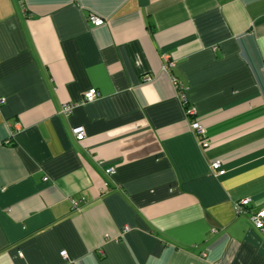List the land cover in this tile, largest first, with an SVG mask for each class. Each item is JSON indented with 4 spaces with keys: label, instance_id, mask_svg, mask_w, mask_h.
Here are the masks:
<instances>
[{
    "label": "crops",
    "instance_id": "obj_1",
    "mask_svg": "<svg viewBox=\"0 0 264 264\" xmlns=\"http://www.w3.org/2000/svg\"><path fill=\"white\" fill-rule=\"evenodd\" d=\"M263 67L264 0H0V264H264Z\"/></svg>",
    "mask_w": 264,
    "mask_h": 264
},
{
    "label": "built area",
    "instance_id": "obj_2",
    "mask_svg": "<svg viewBox=\"0 0 264 264\" xmlns=\"http://www.w3.org/2000/svg\"><path fill=\"white\" fill-rule=\"evenodd\" d=\"M89 21L95 26H100L103 23L102 20H100L99 18H97L95 16H90ZM263 73H264V67H263ZM146 80H149V78H146ZM173 82L175 83V89L179 93L182 104L184 106H186L187 102H186L185 97H184V93H183L184 90H183L182 86L180 84H178L177 81L174 79H173ZM98 97H99V93L96 90L91 89L83 95L81 103L93 102ZM76 106H77V103L63 104L62 110H61L62 114H64L65 116H69ZM187 114L189 116H193L195 114V111L193 109L188 110ZM192 129L194 130L195 134L198 137L204 138L205 130L198 123L194 122L192 124ZM73 133H74L77 140H81L84 137V132H83V129L81 127L74 128ZM201 144L203 146H206V143H204V142ZM212 168H213V170H219L220 164L218 162H215L212 164ZM113 173H114V168H108L106 170V174H108V175H112ZM105 191H106V189H104L102 191V193ZM71 205H72L73 210H79V202L78 201H72ZM249 205H250V199L249 198H244V199L238 200L233 205V209H234L235 214L236 215H243V214L248 213ZM249 220L251 221V223L253 224V226L257 230L264 232V210L258 211L256 213H251L249 216ZM125 230H126V228H125ZM61 255L63 256V258L67 259V255L65 252H61Z\"/></svg>",
    "mask_w": 264,
    "mask_h": 264
}]
</instances>
